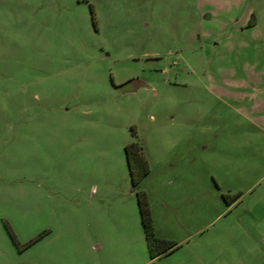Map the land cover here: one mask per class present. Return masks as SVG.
<instances>
[{
    "label": "rangeland",
    "instance_id": "obj_1",
    "mask_svg": "<svg viewBox=\"0 0 264 264\" xmlns=\"http://www.w3.org/2000/svg\"><path fill=\"white\" fill-rule=\"evenodd\" d=\"M0 264H264V0H0Z\"/></svg>",
    "mask_w": 264,
    "mask_h": 264
},
{
    "label": "trees",
    "instance_id": "obj_2",
    "mask_svg": "<svg viewBox=\"0 0 264 264\" xmlns=\"http://www.w3.org/2000/svg\"><path fill=\"white\" fill-rule=\"evenodd\" d=\"M126 153L131 179L138 195L140 213L148 246L152 257H157L165 251L174 249L177 244L172 240L159 237L155 232L153 217L149 205V194L147 190L140 189L142 180L148 175L150 171V167L148 165L147 159L145 158L142 145L139 142L128 144L126 146ZM224 197L229 200L230 195L224 194Z\"/></svg>",
    "mask_w": 264,
    "mask_h": 264
}]
</instances>
